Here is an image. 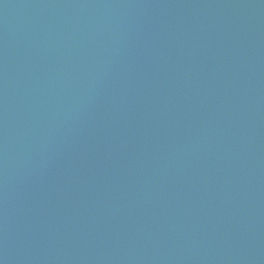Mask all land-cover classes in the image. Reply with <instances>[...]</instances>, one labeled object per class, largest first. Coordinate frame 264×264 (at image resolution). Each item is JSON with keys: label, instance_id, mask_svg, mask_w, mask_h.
I'll list each match as a JSON object with an SVG mask.
<instances>
[{"label": "water", "instance_id": "95a60500", "mask_svg": "<svg viewBox=\"0 0 264 264\" xmlns=\"http://www.w3.org/2000/svg\"><path fill=\"white\" fill-rule=\"evenodd\" d=\"M0 264H264V0H0Z\"/></svg>", "mask_w": 264, "mask_h": 264}]
</instances>
